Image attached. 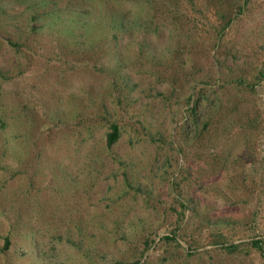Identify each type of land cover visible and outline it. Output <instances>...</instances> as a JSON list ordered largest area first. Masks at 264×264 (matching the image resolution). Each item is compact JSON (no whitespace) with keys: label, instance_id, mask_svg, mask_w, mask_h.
<instances>
[{"label":"rangeland","instance_id":"374dc122","mask_svg":"<svg viewBox=\"0 0 264 264\" xmlns=\"http://www.w3.org/2000/svg\"><path fill=\"white\" fill-rule=\"evenodd\" d=\"M263 60L264 0H0V264H264Z\"/></svg>","mask_w":264,"mask_h":264},{"label":"trees","instance_id":"16d2710c","mask_svg":"<svg viewBox=\"0 0 264 264\" xmlns=\"http://www.w3.org/2000/svg\"><path fill=\"white\" fill-rule=\"evenodd\" d=\"M264 76V60L261 64V66L258 68L257 72L255 73L254 76H252V79L250 81H246L247 84H250L252 85L255 81H258L259 79H261L262 77ZM198 101V99L196 100ZM195 101V102H196ZM195 104L193 102V104L191 105V110L195 111ZM119 133H120V130H119V126L117 123L115 122H112L110 124V129L106 132V143L107 145H112V143H114L116 141V139L118 138L119 136ZM165 237H170L172 238L173 236L171 235H166ZM149 243L147 242L146 245H148ZM241 244H246V245H251V246H255L257 247L261 253L264 255V252H263V249H262V246H261V242H259V239H254V240H251L250 242L248 243H232V244H227L225 245L224 247L228 250H237V249H241L240 246ZM132 262H129V264H131ZM120 264H123L122 262H120Z\"/></svg>","mask_w":264,"mask_h":264}]
</instances>
